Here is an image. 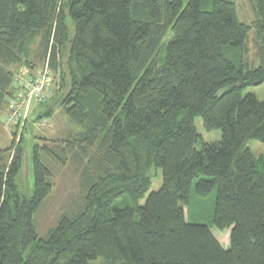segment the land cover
Instances as JSON below:
<instances>
[{
    "label": "trees",
    "instance_id": "16d2710c",
    "mask_svg": "<svg viewBox=\"0 0 264 264\" xmlns=\"http://www.w3.org/2000/svg\"><path fill=\"white\" fill-rule=\"evenodd\" d=\"M248 3L251 25L233 0H0L3 122L9 69L42 65L52 98L25 126L57 108L68 127L34 145L29 196L23 141L0 150V264H264V100L245 93L264 83V0ZM47 163L75 167L80 203L42 240Z\"/></svg>",
    "mask_w": 264,
    "mask_h": 264
},
{
    "label": "rangeland",
    "instance_id": "374dc122",
    "mask_svg": "<svg viewBox=\"0 0 264 264\" xmlns=\"http://www.w3.org/2000/svg\"><path fill=\"white\" fill-rule=\"evenodd\" d=\"M233 2L236 5V13L238 20L243 24L251 25V23L255 20V15L250 9L248 0H233ZM248 38L249 51L246 59L247 62L252 63L256 61L254 31L249 32ZM43 68L44 67L42 65L36 66L34 70L28 69L26 66H14L11 67L9 70L12 72L13 78H15L16 76L14 75L17 74L36 75ZM245 93L254 94L259 101L264 100V83L259 87L247 89ZM40 105L30 103L29 107H32L33 111L37 113L35 115H38V113L44 112V108L47 104H44L43 106ZM35 115H28V127L25 126L24 132L21 135L18 144L13 145L14 147H17L18 145H20L21 141H23L21 145L22 166L19 174L16 177V186L18 191L26 196L32 194L31 192L34 186L32 176V150L34 145L43 144L44 142L41 141V138L47 139L48 141L61 139L63 138L64 131H66V129L68 128L66 119H64V116L57 108L55 109L49 120H42L36 123L37 121H35ZM3 118V115H0V150L8 149L10 147L11 140H13V142L17 141L16 137L7 134L6 131L3 129ZM195 123L201 125V120L197 119ZM215 134L207 136L211 138H206L207 140H204L207 142H213L214 140L219 139L220 133ZM36 137H38L39 139L37 140ZM250 149L256 156L261 155L264 157L263 144H260L258 142H252L250 144ZM47 166H49L50 170L52 171V188L50 194L35 212L33 219L37 235L39 239L42 240L48 237L49 231H51L57 226L61 217L71 216L74 213V209L76 208V206L80 203V186L78 180L79 178L77 173L75 172V167L72 166L71 163H68L64 168L59 166L55 167L54 164L51 163H47ZM153 185V190H157L158 182L155 181ZM196 206L198 207L199 204L197 203ZM207 210L208 208L205 209V212H207ZM202 217L203 216H195V219L201 220ZM200 222L204 223L205 221L203 220ZM224 238H226V233L224 235Z\"/></svg>",
    "mask_w": 264,
    "mask_h": 264
},
{
    "label": "built area",
    "instance_id": "2783aa9c",
    "mask_svg": "<svg viewBox=\"0 0 264 264\" xmlns=\"http://www.w3.org/2000/svg\"><path fill=\"white\" fill-rule=\"evenodd\" d=\"M21 89L16 92V97L11 101L8 116L4 123V129L12 132L14 129L22 130L26 122L29 104L32 102H46L51 98L52 76L43 68L36 75H19L16 79Z\"/></svg>",
    "mask_w": 264,
    "mask_h": 264
},
{
    "label": "clouds",
    "instance_id": "9594fccd",
    "mask_svg": "<svg viewBox=\"0 0 264 264\" xmlns=\"http://www.w3.org/2000/svg\"><path fill=\"white\" fill-rule=\"evenodd\" d=\"M44 68H45V67H44ZM47 69H48V68H47ZM49 72H50V71H49ZM50 74H51V76H52V83H53V75H52L51 72H50ZM53 85H54V84H52V90H51V93H52V94H53ZM52 94H51V95H52ZM14 96H16V92H15ZM14 96H13V97H14ZM51 98H52V96H51ZM51 98H50V99H51ZM50 99H49V100H50ZM4 123H5V122H3V124H2L3 129H4ZM23 126H25V123H24ZM23 126H22V130H18V129L16 128V129H14L12 132H7V131L4 129V130L6 131L7 134L16 137L17 141L14 142L15 145L18 144V141H19L21 135H22L23 132H24V127H23ZM14 144H13V145H14Z\"/></svg>",
    "mask_w": 264,
    "mask_h": 264
}]
</instances>
